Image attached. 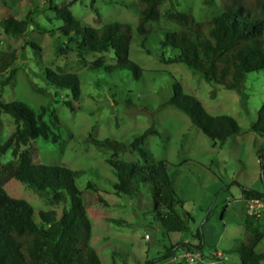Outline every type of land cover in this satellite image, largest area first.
Returning <instances> with one entry per match:
<instances>
[{
	"label": "rangeland",
	"instance_id": "obj_1",
	"mask_svg": "<svg viewBox=\"0 0 264 264\" xmlns=\"http://www.w3.org/2000/svg\"><path fill=\"white\" fill-rule=\"evenodd\" d=\"M70 1L53 3L61 7ZM92 1L97 15L90 7L91 0L74 3L70 8L72 15L94 29L112 22L129 26L128 58L140 69V77L133 80L123 73L107 74L105 69L115 64L112 52L80 57L62 50L47 34L28 31L22 37L10 38L0 29V52L15 50L14 63L0 76L2 82L10 70L14 71L0 93V102L19 101L36 113L46 106L55 112L60 123L58 129H53L59 136L57 144L36 139L21 152L27 153L34 164L83 172L75 184L90 226L89 244L100 264H177L182 248L170 259H158L178 245L197 246L193 235L201 226L203 259L197 264H238L236 255L227 251L242 240L245 226L256 228L263 236L254 251L264 255V209H249L250 203L242 199L240 192V186L263 191L260 172L264 167V137L257 136L251 128L264 104V71L246 77L242 101L237 92L208 84L181 64L166 65L146 55L140 45L142 38L135 31L137 0ZM2 7H7L16 20L34 14L33 22L48 30L61 26L47 21L52 13L45 0H0ZM222 7L219 0H163L158 7V19L149 22L145 31L148 36L162 29L177 31L181 28L170 21L173 13L185 14L192 22H203L218 15ZM147 48L159 53L153 40ZM45 70L78 77L80 100L74 104V112L64 106L63 94L56 96L53 90H48V95L33 92L32 86L45 88ZM174 82L184 94L198 100L207 114L231 117L242 134L223 143L213 142L192 127L183 113L162 107L172 96ZM44 121L49 122L48 116ZM149 127L159 136L147 137L142 147L149 153L150 163L165 161L171 165L169 174L181 202L178 211L182 217L190 218L187 232L164 233L150 213V199L144 191L128 198L112 188L115 179L108 161L141 164L134 151L129 149L114 158L111 151L97 149L92 143L110 140L128 146L135 135ZM14 129L13 119L0 112V144ZM10 160L7 154L2 162ZM0 181L8 195L26 201L36 211H54L59 216L68 209L65 197L54 203L50 195H36L24 185L7 181L5 176H0Z\"/></svg>",
	"mask_w": 264,
	"mask_h": 264
},
{
	"label": "trees",
	"instance_id": "obj_2",
	"mask_svg": "<svg viewBox=\"0 0 264 264\" xmlns=\"http://www.w3.org/2000/svg\"><path fill=\"white\" fill-rule=\"evenodd\" d=\"M78 1L71 0L67 5L56 7L53 0H45L47 9L52 13L47 21L61 24L52 30L34 23V14H28L24 20H16L7 7H2L0 29L5 37L10 38L22 37L28 31L47 34L62 50L80 57L112 52L115 64L106 68V73H123L137 80L140 69L128 58L130 27L118 22L104 24L96 29L88 27L77 21L70 11L71 6ZM162 1L137 0L135 31L142 38L140 45L145 54L156 57L166 65L181 64L206 83L237 92L244 101L243 84L246 77L264 71V0H219L223 5L222 11L203 22H192L189 16L176 12L170 16V21L180 30L162 29L148 36L145 27L158 19V7ZM90 7L97 15L92 0ZM151 40L156 43L158 54L147 48ZM14 61L15 50L0 52V76L11 68ZM13 74L14 71L10 70L7 78L0 82V93L9 84ZM42 82L45 88L32 86L33 92L48 95L47 91L53 90L56 96L63 94L66 98L64 106L70 112L75 111L74 104L80 100V84L76 75H57L45 70ZM162 107L183 113L192 127L213 142L223 143L228 138L242 134L231 117L207 114L200 102L184 94L176 82L172 84V96ZM0 112L10 116L15 124L14 131L0 144V176L26 186L36 195H50L51 202L59 203L64 197L69 202L68 209L59 216L54 211H36L26 201L8 195L0 181V264H100L89 244L90 226L75 184L83 172L58 165L34 164L27 153L21 152L22 148L36 139L58 143L59 136L53 132L60 125L55 112L42 106L40 112L36 113L19 101L8 104L0 102ZM46 116L49 122L44 121ZM251 131L264 137V104L256 114ZM149 136H159V133L149 127L135 135L128 146L110 140L92 143L97 149L111 151L114 158L129 149L134 151L141 164L108 161L115 179L112 188L117 194L128 198L144 191L150 199V213L164 233L187 232L190 218L182 217L178 211L181 202L169 174L171 165L165 161L150 163L149 153L142 147ZM7 154L11 160L3 163L2 159ZM260 181L262 192L243 186H240V192L244 201H257L264 209L263 166ZM97 200L100 201V198ZM201 229L202 226L193 235L197 246L178 245L168 250L158 261L170 259L179 248L201 250L204 245ZM262 238L256 228L245 226L242 240L233 243L227 253L235 254L238 264H260L264 255L256 253L254 249Z\"/></svg>",
	"mask_w": 264,
	"mask_h": 264
},
{
	"label": "built area",
	"instance_id": "obj_3",
	"mask_svg": "<svg viewBox=\"0 0 264 264\" xmlns=\"http://www.w3.org/2000/svg\"><path fill=\"white\" fill-rule=\"evenodd\" d=\"M249 209L254 207H260V203L257 201H250ZM221 256L220 254H218ZM203 259V254L200 250H182L181 254L177 257V264H197Z\"/></svg>",
	"mask_w": 264,
	"mask_h": 264
}]
</instances>
